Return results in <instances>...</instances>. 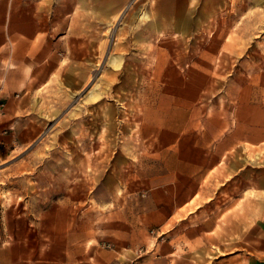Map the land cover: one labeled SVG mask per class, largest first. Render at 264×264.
Segmentation results:
<instances>
[{"label":"crops","instance_id":"1","mask_svg":"<svg viewBox=\"0 0 264 264\" xmlns=\"http://www.w3.org/2000/svg\"><path fill=\"white\" fill-rule=\"evenodd\" d=\"M62 1L67 0H0V146L21 143L24 130L34 126L28 115L36 100L32 92L52 65L54 31L68 20ZM75 1L70 6L83 10L85 0ZM155 17L163 18L166 31L177 26L201 32L196 16L186 25L184 10L171 3ZM207 22L206 17L205 31ZM138 38L131 56L142 68L130 74L168 84L153 100L134 104L140 113L133 117L136 136L116 143L115 160H156L162 167L112 168L103 181L94 173L87 194L85 170L77 169L62 200L38 222L30 220L42 229L5 234L2 215L0 264H264V171L253 168L246 176L244 154L230 152L241 140L244 100L229 114L214 100L212 83L191 88L198 80H221L213 58L205 60L202 73L196 59L186 62L184 53L167 51L171 43ZM257 114L256 109L253 125H259Z\"/></svg>","mask_w":264,"mask_h":264},{"label":"rangeland","instance_id":"2","mask_svg":"<svg viewBox=\"0 0 264 264\" xmlns=\"http://www.w3.org/2000/svg\"><path fill=\"white\" fill-rule=\"evenodd\" d=\"M74 2L62 1L68 20L63 18L61 31H54L57 47L52 65L32 92L36 100L28 115L34 126L24 130L21 143L15 140L8 147L0 146V220L4 214L5 234L29 227L42 229L43 224H29L30 220L38 222L47 208L62 200L67 193L65 185L76 180L77 169L85 170L87 194L97 179L94 173L103 181L112 168L141 170L144 163L150 168L162 167L156 160L135 159L128 165L115 160L116 143L136 136L133 117L140 113L134 104L153 100L168 84L137 80L148 75L130 74L142 68L131 56L136 36L171 43L167 51L184 53L186 62L196 59L202 73L205 60L213 58L214 71L222 73L221 80H198L191 88L195 91L212 83L218 91L214 100L229 114L244 100V106L239 107V117L245 119L239 122L241 140L230 152L244 154L246 176L253 168L264 171V0H85L83 10L70 6ZM170 3L184 10L186 25L196 16L201 32H184L177 26L171 31L162 28L163 18L158 20L155 14H163L165 4ZM188 43L194 47L189 48ZM113 56L120 60L112 62ZM235 73L239 79H230ZM139 95L142 98L135 97ZM125 104L127 112L123 111ZM256 109L259 118L257 114L255 123L259 125L252 124ZM105 193L101 187L100 195Z\"/></svg>","mask_w":264,"mask_h":264},{"label":"built area","instance_id":"3","mask_svg":"<svg viewBox=\"0 0 264 264\" xmlns=\"http://www.w3.org/2000/svg\"><path fill=\"white\" fill-rule=\"evenodd\" d=\"M3 106H2V104H0V112L2 111V108ZM110 245L109 244H106V247H109Z\"/></svg>","mask_w":264,"mask_h":264},{"label":"bare ground","instance_id":"4","mask_svg":"<svg viewBox=\"0 0 264 264\" xmlns=\"http://www.w3.org/2000/svg\"><path fill=\"white\" fill-rule=\"evenodd\" d=\"M116 59H113L112 61H115Z\"/></svg>","mask_w":264,"mask_h":264}]
</instances>
